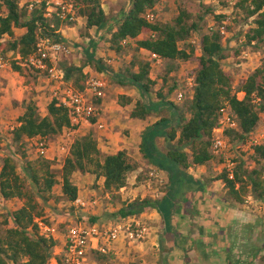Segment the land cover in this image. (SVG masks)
<instances>
[{
    "label": "trees",
    "instance_id": "trees-1",
    "mask_svg": "<svg viewBox=\"0 0 264 264\" xmlns=\"http://www.w3.org/2000/svg\"><path fill=\"white\" fill-rule=\"evenodd\" d=\"M32 12L21 6V0H0V52L6 57L14 53L16 60L12 68L18 72L21 81H26L25 70L36 72L25 64L28 59L38 54L40 34L42 37L51 36L57 42L76 46L70 39L57 33L64 23L58 18L53 21L45 17L47 1L41 0ZM79 2L81 0H78ZM161 0H132L129 10H125L117 19L115 29H112L111 40L113 48L118 52L124 50L123 43L130 39L137 40L143 34L150 37L137 40V50L149 51L168 62L189 61L195 55L197 46L186 42L199 31L200 23H190L191 15L182 9L172 22L151 21L147 15L155 10ZM80 14L87 18L85 31L82 36L90 37L91 30L111 29L112 23L103 7L102 0H82ZM249 16L255 17V26L247 34V42H264V0H243ZM203 20V17H200ZM55 24V27L52 26ZM71 25V24H70ZM17 28L25 29V33L15 37ZM220 30L213 29L204 35L201 45L199 66L195 76L194 96L183 108L169 100L163 92L159 100L153 98L156 82L151 77V63L140 60L133 61L138 70L117 72L98 57L96 49L98 42L91 39L89 46L84 49L86 62L82 65L65 64L60 66L66 72V79L79 90L84 91L93 72H86L91 67L101 75H108L121 86H132L138 89L140 100L131 112L133 118L146 120L154 114L169 112L159 121L147 127L142 134L141 153L150 165L168 173V191L162 198H145L120 209L121 218L141 215L157 210L163 218L165 237L171 238L176 208L183 204L189 215L196 212L200 201L204 199L208 182L195 178L189 173L193 166H207L215 160L212 153L214 129L219 125L220 111L224 106H230L239 123V130H229L228 135L246 141L264 123V63L243 81L237 92H234L233 75L227 73L222 61L226 58L225 46ZM185 43L187 47H182ZM17 55L19 58L17 59ZM28 68V69H27ZM41 76V75H40ZM173 86L170 92L175 90ZM244 92L242 99L238 93ZM122 96L121 104L126 105L132 99ZM94 122L96 119L93 120ZM73 126L69 109L60 104L57 99L48 105V113L42 116L40 105L34 101L26 105V111L19 118V125L13 130L14 143L19 145L21 154L26 159L23 177L18 171L16 159L7 156L3 160L0 171V192L5 199H20L23 206L13 213L12 226L0 234V264H50L52 251L58 245L53 237L39 233L37 218L45 216L44 207L39 197L48 200L49 195L57 184L56 174L52 169L53 163L42 157L37 161L27 159L26 139L37 137L53 140L62 135L66 128ZM158 138L172 142L163 151ZM235 139V140H236ZM253 169H246L245 163L236 165L234 178H230L225 169L216 180H221L228 190L229 197L236 204H245L249 197L264 202V146L256 147ZM141 168L126 150L116 154H104L99 148V142L93 133L77 136L70 154L63 164V192L70 202L79 197V187L73 182L76 172L93 174L104 178V187L110 193H118L128 187L131 174ZM27 179L35 186L28 189ZM138 180H141L138 177ZM96 218L91 222H96ZM175 238L179 236L174 232ZM186 259L188 249L186 250ZM108 255H98V260ZM232 255L229 256L231 261ZM137 264V263H132ZM229 264H232L231 262Z\"/></svg>",
    "mask_w": 264,
    "mask_h": 264
},
{
    "label": "rangeland",
    "instance_id": "rangeland-1",
    "mask_svg": "<svg viewBox=\"0 0 264 264\" xmlns=\"http://www.w3.org/2000/svg\"><path fill=\"white\" fill-rule=\"evenodd\" d=\"M28 1L30 0H21L22 7L28 8L29 3L32 2ZM242 1L243 0H161L155 10L149 12L154 15L153 22H172L182 9H186L191 15L190 23L194 21L200 23L199 31H196L188 42H186L187 45L193 43L197 46L196 55L189 61H177L172 63L162 60L159 57H154L153 54L146 51L138 52L137 40L130 39L124 42V50L118 53L110 42L112 37L111 31L116 28V21L119 19L122 12L130 9L132 0H102L103 7L111 21L110 23H112L111 29L105 28L100 30L95 28L92 30L90 37L77 35L76 38H72L71 41L75 43L76 46H74L73 52L69 56L62 57L60 64L65 63L67 65L74 64L80 66L85 63L86 56L84 49L89 46L91 39H95L98 42V47L96 49L98 57L103 59L109 67L117 72L125 73L129 68H131L130 70L137 71L138 68L137 66L134 67L133 61L137 63L140 60L150 62L151 77L156 82L152 93L153 98L158 101L160 99L159 93L163 92L167 95L169 100L176 103L178 107L183 108L185 103L194 96L195 76L199 66V57L202 53L201 45L203 37L211 33L213 29H216L221 31L223 45L226 49V58L222 61V64L225 71L233 75L234 92H237L243 81L264 63V42H253L252 44L247 42V34L255 26V19L257 16L250 17L246 8L248 4L244 7ZM80 5L81 7L83 6L82 0L80 1ZM28 10L29 12L33 11L29 8ZM200 17H203V20H200ZM80 29L79 34H83L85 26ZM23 31L22 28H17L15 30V37L20 36ZM41 37L42 35L40 34V38ZM181 46L187 47L185 43H182ZM13 55V52H9L5 57L8 63L6 69L11 73L13 69L12 61L16 60ZM18 58L19 56L17 55V59ZM85 71L89 72V67L86 68ZM35 73L36 72L30 70H25L26 81H29L30 84H25V82L21 81L24 87V89H21L20 82H14L16 84L12 85L9 91H4V96L7 97L5 100H7V102H0V171L4 158L11 156L16 159L18 171L25 178H27L25 174L27 160L22 156L19 145L14 143L12 132L14 128L19 125V118L26 111V105L29 102L34 101L38 103L40 105L41 115L46 116L48 113V105L51 101L49 98L52 97L51 88L45 77L39 75L37 78ZM105 76L108 82L107 95L110 96L113 94L115 95L114 98H116L118 95L116 94V88L119 84L108 75ZM173 86H176V88L173 92H170ZM40 88L43 89L39 90ZM125 88L131 91L133 99H137V101L141 99L138 89L132 86H126ZM180 92H184L183 100L179 99ZM169 115V112L154 114L152 121L157 122L163 116ZM235 139V137L229 135L230 146L227 149L226 156L223 158L215 156L214 161L205 167H201L198 171L199 177L207 181L208 186L214 187L212 191L221 195H226L232 205L235 204V202L233 203V200L229 197L225 184L221 180H219L218 183L214 182H216V179H218L221 173L226 169L225 167L228 161H234L236 165L240 162H244L246 169H253L256 166L254 158L256 155V147L260 145L264 146V123L261 122L259 124L257 129L249 136L248 140L242 141ZM55 140L58 139L54 138L52 141L54 142ZM171 142L172 140L167 141L165 138L160 140L159 144L161 149L166 152L167 146ZM57 145L58 143H54L52 146L51 156L53 155V151H56ZM25 146L27 149L25 157H27L29 161L42 159V157L37 154L34 139H26ZM141 165L143 166L142 163ZM52 169L56 174L57 184L53 191L47 195L48 200H45L43 198L44 196L38 198L45 210V216L36 219L41 235H43V230L41 229L42 225L57 226L64 233L66 232V226L69 225L71 221L74 223H91V219L96 218L98 219L96 222L102 225L109 226L116 224L124 220L119 214L121 208L148 197L159 198L158 196L154 197L153 193L155 194L156 192H159V194L162 193L159 196L163 197L167 194L169 185V181L167 183L163 182V185L154 183L152 189H149L147 184L151 181L150 171L159 168L155 166H144V171L140 172L138 175L141 180L137 178L136 184H133L131 179L129 180L128 187L132 186L133 190H129L128 188V190L124 192L121 190L118 193L110 194L104 187V178L97 177L93 174L76 172L72 176V180L79 187V195L88 202H97L90 210L83 211L70 202L64 195L62 177L63 166L53 163ZM131 177L132 174L130 178ZM27 187L28 189L37 191L29 179H27ZM23 203L24 202L18 198L5 199L0 192V234L4 233L9 226L14 224L13 213L20 209ZM177 210L178 208H176V213ZM250 210L251 213H254L250 220L255 219L260 222L258 224L262 225L260 232L262 237L261 240L263 241L264 202L258 201L256 204L254 202L253 206L250 205ZM155 211L134 216L138 220L149 224L150 236L147 239L134 245L121 244V252L108 255L106 258L100 260L102 261L100 264H128V262L130 264H177V261L182 259V251L185 250L184 253L186 255V250H191L189 247L180 248L170 246L175 239L174 232H178V229L182 230L183 238L186 236L187 239H190L189 237L193 235L196 241L199 242L198 250L203 249L205 251V247L209 250H214L216 248V246L212 244L207 247L202 240L205 235V229L204 220L203 217H201V210L198 209L196 212L191 211V213L189 215L187 214L188 216L182 218V220L179 218V227L178 224V229L173 226L171 238L165 237L163 218L159 212ZM154 213L157 215H152ZM176 213L175 217L177 216ZM195 220H197L196 223L194 222ZM237 225L239 226H235L233 229L243 232L244 227L240 223ZM152 238L155 239L154 243L151 242ZM161 239L163 241L162 249L160 247ZM56 240L58 245L52 251L51 262H53L54 258L60 257V254L58 255L60 251L58 246L61 247L63 245L61 239L58 238ZM230 242L232 247H234V255L238 256L239 253L243 252L242 249L240 250L241 252L239 251V240H231ZM192 254L194 255V253ZM254 262L264 264V256L262 259H256ZM186 263H188L187 259ZM218 264H220V262Z\"/></svg>",
    "mask_w": 264,
    "mask_h": 264
},
{
    "label": "built area",
    "instance_id": "built-area-1",
    "mask_svg": "<svg viewBox=\"0 0 264 264\" xmlns=\"http://www.w3.org/2000/svg\"><path fill=\"white\" fill-rule=\"evenodd\" d=\"M42 1L37 0L28 5L34 10ZM81 5L78 0H48L45 17L53 21L58 18L64 25H77L82 16ZM148 19L153 21L154 15L149 13ZM55 27V24H52ZM57 33L60 32L58 31ZM38 54L28 59L25 64L30 69H36L41 76H44L51 88V101L58 102L69 109L73 126L66 128L62 135L54 142L47 138H34L37 154L54 164L62 165L70 154L74 140L77 137L79 128L84 123H95L100 130H106L107 124L100 121L101 103L107 97L108 82L105 74H96L90 77L84 91L77 90L71 82L66 79V72L60 66L63 56H69L73 48L64 42H57L51 36L41 37L38 43ZM8 66L5 56L0 52V72ZM244 92H239L240 99ZM184 92L179 93V99L183 100ZM50 101V102H51ZM96 119L94 122L93 120ZM239 123L230 106H224L220 111L219 125L214 129L212 153L223 158L226 156L230 146L229 130H239ZM54 140V139H53ZM50 142V143H49ZM52 142V143H51ZM58 143L56 151L52 153V146ZM230 178H234L236 164L228 161L226 164ZM151 181L147 186L152 189L154 183L163 185V179L156 170L150 171ZM155 180V182H154ZM124 190V188L122 189ZM155 194H159L156 192ZM75 206L83 211L90 210L97 204L84 200L80 195L73 202ZM43 235L55 239L63 238V251L59 258L54 259L50 264H95L100 254H117L121 244L134 245L142 242L150 236V226L147 222L138 220L134 216L124 218L121 222L113 225H102L98 222L83 223L72 222L66 226V232L57 226L42 225Z\"/></svg>",
    "mask_w": 264,
    "mask_h": 264
},
{
    "label": "crops",
    "instance_id": "crops-1",
    "mask_svg": "<svg viewBox=\"0 0 264 264\" xmlns=\"http://www.w3.org/2000/svg\"><path fill=\"white\" fill-rule=\"evenodd\" d=\"M31 1L34 2L37 0H30L28 2ZM86 23H87V18L82 16V19L77 25H63L59 29V32L64 37L71 40L72 38H76L77 35L80 36L83 35V34H79V32L81 30L80 28H82L83 26L86 27ZM23 30L24 31L22 34L25 33V29ZM145 37H150V35L143 34L138 39H143ZM141 51L149 52L144 49H142ZM153 56L157 57L154 54ZM11 71L13 74L9 72L7 69L0 72V102H4V103L7 102V100H5L7 97L4 96V91L5 92L9 91L12 85L16 84L17 82H20L21 89H24L21 83L20 74L14 71L13 69ZM90 71H92L94 75L98 74L96 71H93L91 67H89V72ZM125 87L126 86L117 85L116 88L117 89L116 94H118L117 97L114 98L115 95L111 94L110 96L107 95V97L104 100H102V103L100 105L101 116L99 119L100 121L106 122L108 126L107 129L100 130L95 123H91V124L84 123L79 128L77 136H84L93 133L99 142V148L104 154H116L122 150L128 151L131 157H133L136 161L143 164V166L141 165V168L135 173H133L132 177L130 178L131 182L133 184H136L138 175L140 174V172L144 171V166H153L150 165L148 161L144 158L143 154L141 153L140 146L142 143L143 132L147 129V127L154 124L156 121L155 122L152 121L153 115L148 117L146 120L133 118L131 116V112L134 110L136 106L137 99L136 100L133 99V94H131V91L127 90ZM42 89L43 88H40L39 90ZM123 95L127 97L125 99L131 98L132 102H129L126 105H122L120 100H122ZM160 140H162V138H158V143H160ZM201 167H205V166H199V167L193 166L188 171L195 178L204 180L203 178H200L198 175V171L200 170ZM152 170H156L157 172H159L161 178L165 183L169 181L168 174L165 171H162L160 169H152ZM214 183H218V180H216V182ZM128 188L129 190H133V187L130 186L124 188L123 192L125 190H128ZM212 190H214L213 186H207L206 189L207 192L204 196V199L200 201V204L197 206V209L202 211L201 217H203L204 220L205 235L202 238V240L205 242V245L207 247L208 245L212 244L213 246H216V248L214 250H209L205 247L206 249L205 251L203 249L198 250L199 242L196 241L193 235L189 237L190 239H187L186 236L185 238H183L182 230L177 228V224L179 223V218L180 220H182V218H186L188 215L185 212V208H184L185 206L183 204H180L177 207L178 208L176 213L177 216L173 224V226H175L178 229L180 236L175 238L170 246L180 247V248L189 247L191 248V250L188 253L189 257H187L188 263H186V255L184 253L185 250L183 251L181 250L182 259L178 260L177 264H218L219 262L220 264H229L230 262L232 264H255V263L258 264V262H254V261L256 259L257 260L260 258L262 259L264 256V240L263 241L261 240L262 237L260 232V228L262 227V225L258 224L260 222H258L255 219H254L255 221L253 219L250 220V218L253 217L254 214L251 213L250 205L253 206V203L255 202L256 204L258 200L254 199L253 197H249V200H247L245 204L235 203L232 205V203L229 202V199L226 195L218 194ZM161 194L153 193L154 197L158 196L159 198H162L161 196H159ZM155 212L158 211L156 210ZM152 215H157V214L154 213ZM194 222L196 223L197 220H195ZM239 223L244 227L243 232L233 229V227L239 226L237 225ZM59 239L62 240V244L64 245L63 238H59ZM151 240H152L151 242L154 243L155 239L152 238ZM231 240L234 241L239 240L238 242L240 245L239 251L242 249L243 252L239 253L238 256L233 254L235 252H234V247H232L231 245L230 242ZM63 245L61 247L58 246V248L60 249L58 255L61 254V252L63 251ZM121 250H122L121 246H119L118 253L121 252ZM192 253H194V255ZM230 255L233 256L231 261L229 260ZM96 261L97 262L95 264H100L102 262L98 260V257ZM128 264L130 263L128 262Z\"/></svg>",
    "mask_w": 264,
    "mask_h": 264
},
{
    "label": "water",
    "instance_id": "water-1",
    "mask_svg": "<svg viewBox=\"0 0 264 264\" xmlns=\"http://www.w3.org/2000/svg\"><path fill=\"white\" fill-rule=\"evenodd\" d=\"M160 247H161V249L163 248V241L162 240L160 241Z\"/></svg>",
    "mask_w": 264,
    "mask_h": 264
}]
</instances>
